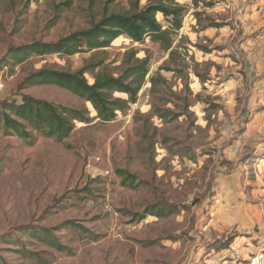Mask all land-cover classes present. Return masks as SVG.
I'll return each mask as SVG.
<instances>
[{"label": "rangeland", "instance_id": "374dc122", "mask_svg": "<svg viewBox=\"0 0 264 264\" xmlns=\"http://www.w3.org/2000/svg\"><path fill=\"white\" fill-rule=\"evenodd\" d=\"M160 1L0 0V104L30 95L82 108L62 88L25 80L42 68L100 63L86 75L92 84L103 69L120 75L127 51L150 59L137 103L112 122L87 105L92 122L76 123L62 142L0 129V264H248L264 249V48L236 8L257 0H175L186 12L172 59L149 39L121 37L101 51L6 64L13 48ZM210 23L223 27L203 30ZM120 170L139 186H123Z\"/></svg>", "mask_w": 264, "mask_h": 264}, {"label": "trees", "instance_id": "16d2710c", "mask_svg": "<svg viewBox=\"0 0 264 264\" xmlns=\"http://www.w3.org/2000/svg\"><path fill=\"white\" fill-rule=\"evenodd\" d=\"M199 2V0H193V5L197 7ZM185 12L186 8L176 3L175 0H161L142 9L137 6L127 13H106L89 28L72 33L57 42L34 41L13 48L10 50V58L6 60V64H12L15 67L34 55L58 54L63 57H72L82 53L101 51L110 48L121 37H126L133 43L141 45L149 39L169 52L170 59H172L176 54L173 48V37L183 28ZM157 15H162L168 20L169 27L164 29ZM196 16L198 17L199 14ZM197 22H199L198 18ZM222 27V24L210 23L203 30ZM137 54L135 50L124 54L120 75L116 76L103 69L93 75L92 84L89 83L86 75L94 74L95 69L101 66L100 63L88 64L77 71L53 68H42L36 71L25 80V85L62 88L83 100L85 105L82 108H70L25 95L20 103L3 102L0 104V129L7 135L15 134L23 140H33L35 131L62 142L72 134L76 123L89 124L92 122L91 112L87 105L91 106L96 118L101 122L114 121L118 113H124L131 105L137 103L138 95L149 74V57L140 59ZM163 69L171 70L170 68ZM150 83L153 87L158 85L156 78H152ZM116 95H125L127 99L116 97ZM155 115L163 121L168 119V115H164L161 111H155ZM118 175L122 179L123 186L131 189L139 186L136 176L124 170L118 171ZM170 214L171 212L166 211L164 213L149 211V215L156 217ZM144 218L145 216L141 219ZM51 245L60 251L66 249L56 240Z\"/></svg>", "mask_w": 264, "mask_h": 264}, {"label": "crops", "instance_id": "0c3cea01", "mask_svg": "<svg viewBox=\"0 0 264 264\" xmlns=\"http://www.w3.org/2000/svg\"><path fill=\"white\" fill-rule=\"evenodd\" d=\"M262 4H264V0H257L256 3H254L253 5H249V3L246 2L245 5L242 4L241 7H238V6L236 7L241 12L242 14L241 17L247 21L246 23H244V30L249 31L250 34H252L253 38L252 37L251 38L253 42L251 41V43L255 46L258 44L263 46V41L255 42V39H254L256 35L259 33V31L261 30L262 26H264V16L260 14V12L257 11V8H259V6H261ZM235 5H237V1L235 2ZM239 255H242V253ZM247 256L250 257L248 254Z\"/></svg>", "mask_w": 264, "mask_h": 264}, {"label": "built area", "instance_id": "2783aa9c", "mask_svg": "<svg viewBox=\"0 0 264 264\" xmlns=\"http://www.w3.org/2000/svg\"><path fill=\"white\" fill-rule=\"evenodd\" d=\"M258 11L260 14L264 16V4H262ZM165 29V28H164ZM255 42L263 41V48H264V26H262L259 33L254 38ZM248 264H264V249L259 250L256 254H254L248 261Z\"/></svg>", "mask_w": 264, "mask_h": 264}]
</instances>
